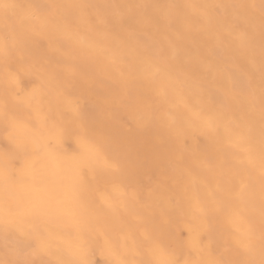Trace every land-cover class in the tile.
Instances as JSON below:
<instances>
[{
  "label": "snow or ice",
  "instance_id": "1",
  "mask_svg": "<svg viewBox=\"0 0 264 264\" xmlns=\"http://www.w3.org/2000/svg\"><path fill=\"white\" fill-rule=\"evenodd\" d=\"M0 18L4 23L0 38L4 61L0 226L6 240L14 233L18 238L13 258L0 259V264H264V0L211 5L78 0L22 5L0 0ZM24 20L33 22L29 30L21 29ZM113 36L121 44L135 39L142 46L140 76L150 83L155 97L167 102L171 96L176 109L167 113L170 129L179 133L182 127H197L222 134L231 158L201 162L202 168L218 170L222 179L207 187L203 196L198 190L188 194L200 179L187 167L183 174L189 183L184 191L193 221L214 216L226 226L225 249L233 252L234 258H200L203 249L198 235L193 233L189 241L178 244L167 217L149 227L135 209L121 215L118 201L139 202V196H129L122 185L113 184L111 191L97 188L93 197L87 198L85 177L89 172L97 166L119 172L120 166L118 161L103 158L98 145L76 131L83 126L85 113L81 97L69 91L64 81L78 75L73 62L78 50L86 49L117 65L120 57L109 43ZM197 36L204 40L195 62L206 64L209 72L215 67L211 59L221 48L232 53V62L240 71L224 77L221 86L224 96L243 110L239 120L223 122L222 117L205 113L185 98L189 77L184 57L197 43ZM208 38L215 40V46L208 44ZM37 40L54 55L39 61L18 59V53ZM240 56L250 70L236 63ZM155 118L156 109L147 108L140 128L149 127ZM20 127L29 131L23 141L15 136ZM69 141L76 144L75 150H70ZM22 191L26 198L13 206ZM45 196L55 201V208L46 207ZM257 198L258 224L254 214L247 212ZM25 216H47L58 231L45 227L25 235L18 226L13 227L17 218Z\"/></svg>",
  "mask_w": 264,
  "mask_h": 264
},
{
  "label": "bare ground",
  "instance_id": "2",
  "mask_svg": "<svg viewBox=\"0 0 264 264\" xmlns=\"http://www.w3.org/2000/svg\"><path fill=\"white\" fill-rule=\"evenodd\" d=\"M17 4H48L68 3L71 0H9ZM85 3H136V4H182L196 5L211 4H237L243 0H78ZM258 3L259 0H256ZM31 20H24L21 29L29 30ZM4 23L0 18V38L3 36ZM153 38L149 39V43ZM154 39L158 40V37ZM197 43L192 45L191 52L184 57L187 65L184 70L189 77L184 87L185 98L205 113L222 117L223 122L239 120L243 110L236 106L230 98L224 96L221 82L232 72L239 73L231 59L232 53L221 48L219 55L212 57L211 63L215 66L212 72L207 70L206 64H198L195 57L204 37L197 36ZM120 57L119 63L111 65L103 56L95 55L88 50H78L73 56L77 66V77L64 81L69 91L81 97V104L85 119L82 127L76 131L86 135L95 142L101 156L119 162V172H113L97 166L94 172L85 177L87 198L91 199L97 188L111 191L113 184L123 186V190L131 196H139V202L131 199L118 201L117 210L121 215H127L128 210L135 209L145 217L149 227L158 225L162 217L169 220V228L174 233L175 241L186 243L193 233L198 235V242L203 249V259L234 258V253L225 249L226 226L214 217L193 221L187 211L185 185L189 183L183 174L187 167H191L199 174L200 183L195 188H189L188 194L195 191L203 196L207 187H214L222 179L218 170H208L201 167L205 158H231L226 150L221 133L205 132L197 127H182L178 133L168 127L167 113L176 111L169 101L155 97L151 92V85L139 74L138 58L142 46L135 39L121 44L117 37L109 41ZM215 40L208 38V44L215 46ZM259 35L255 38V48L259 52ZM54 55L50 48H46L43 41H30L24 52L18 53V59L23 56L39 61L43 56ZM236 63L247 69L245 59L240 56ZM4 61L0 56V93H2V78ZM260 74L258 67L255 70V85L259 91ZM156 109V118L147 128H140L147 108ZM66 117L70 113H65ZM258 134V129H257ZM29 135L26 128L20 127L15 131L18 141H23ZM70 150H75L76 144L69 141ZM4 146L3 137L0 136V147ZM67 147V145H66ZM2 188V178H0ZM61 189L57 186V191ZM22 191L21 199L14 201L22 203L26 198ZM46 207L55 208V201H49L45 196ZM254 214L259 223V201L255 206L247 209ZM3 215V213H0ZM130 219V217H129ZM19 227L25 235L36 229L50 228L58 231L50 219L45 217H19L13 227ZM191 228V230H190ZM15 233L5 239L2 226H0V259H11L12 250L17 245ZM185 256H188L187 250ZM192 258H196L193 256ZM49 259L48 257L44 258Z\"/></svg>",
  "mask_w": 264,
  "mask_h": 264
}]
</instances>
